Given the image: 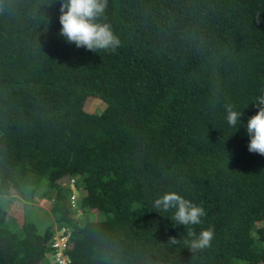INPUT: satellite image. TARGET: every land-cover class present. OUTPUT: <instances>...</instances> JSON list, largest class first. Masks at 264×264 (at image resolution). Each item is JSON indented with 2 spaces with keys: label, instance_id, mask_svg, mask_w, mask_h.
<instances>
[{
  "label": "trees",
  "instance_id": "trees-1",
  "mask_svg": "<svg viewBox=\"0 0 264 264\" xmlns=\"http://www.w3.org/2000/svg\"><path fill=\"white\" fill-rule=\"evenodd\" d=\"M62 2L0 0V264H57L62 226L69 264H264V155L246 132L264 0H107L116 52L67 42ZM87 97L103 107L85 110ZM168 191L204 208L194 228L214 227L211 247L193 251L153 208Z\"/></svg>",
  "mask_w": 264,
  "mask_h": 264
},
{
  "label": "clouds",
  "instance_id": "clouds-1",
  "mask_svg": "<svg viewBox=\"0 0 264 264\" xmlns=\"http://www.w3.org/2000/svg\"><path fill=\"white\" fill-rule=\"evenodd\" d=\"M107 7V0H63L60 7V35L76 47L98 52H116L120 39L108 23L100 22ZM92 98V97H91ZM257 112L248 118L246 132L249 136L248 151L264 155V88L252 101ZM226 121L230 127L241 124V110H235L232 103L223 105ZM153 208L157 211H172V220L187 228L188 241L193 251L211 247L215 236L213 226L197 232L194 226L202 223L206 216L204 208L176 191H168L155 198ZM172 243L176 242L170 237Z\"/></svg>",
  "mask_w": 264,
  "mask_h": 264
},
{
  "label": "built area",
  "instance_id": "built-area-1",
  "mask_svg": "<svg viewBox=\"0 0 264 264\" xmlns=\"http://www.w3.org/2000/svg\"><path fill=\"white\" fill-rule=\"evenodd\" d=\"M70 187L72 192V195L70 197V203L71 205H74L77 193L75 185L72 183V181ZM55 231V235L53 236V240L51 242L52 247L55 248L53 257L55 258L57 264H69L70 260L64 252L69 239L68 228L62 226L59 229H56Z\"/></svg>",
  "mask_w": 264,
  "mask_h": 264
},
{
  "label": "rangeland",
  "instance_id": "rangeland-1",
  "mask_svg": "<svg viewBox=\"0 0 264 264\" xmlns=\"http://www.w3.org/2000/svg\"><path fill=\"white\" fill-rule=\"evenodd\" d=\"M102 107H103L102 102L98 101L97 99H94L93 97L92 98L87 97V100H85L84 102V109L87 111L98 110L99 108ZM93 112H97V111H93ZM37 205L44 210H48L50 207V201L46 199H40ZM19 211L20 209L17 207L16 203H13L10 206H8V212H9L8 215L10 217V220L12 223H15L16 225L21 224L22 215L20 213L21 211L20 212ZM30 215L36 220H40L38 218V213L36 210L31 211Z\"/></svg>",
  "mask_w": 264,
  "mask_h": 264
}]
</instances>
